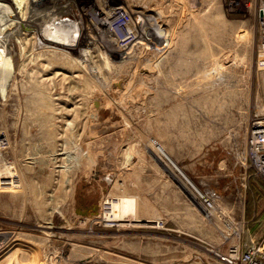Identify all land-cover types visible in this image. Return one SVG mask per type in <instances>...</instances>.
<instances>
[{"label": "rangeland", "instance_id": "rangeland-1", "mask_svg": "<svg viewBox=\"0 0 264 264\" xmlns=\"http://www.w3.org/2000/svg\"><path fill=\"white\" fill-rule=\"evenodd\" d=\"M150 1L142 29L88 26L53 48L12 21L0 42V264H230L231 247L264 242V185L247 160L264 114L258 0ZM21 48L47 66L43 107L18 73ZM185 179L216 191L214 209ZM114 196L156 226L99 224Z\"/></svg>", "mask_w": 264, "mask_h": 264}, {"label": "built area", "instance_id": "built-area-1", "mask_svg": "<svg viewBox=\"0 0 264 264\" xmlns=\"http://www.w3.org/2000/svg\"><path fill=\"white\" fill-rule=\"evenodd\" d=\"M129 3L127 0H121V3L116 4H114V0H0V28L7 29L3 34H0V42H8L12 37L10 31L12 28V11L28 13L27 16H22L24 17L23 20H26V24L33 27H38L40 23L44 22L47 25H75L78 29L77 43L81 29L88 26L98 29L109 27L115 30L131 28L130 15L127 10L141 11L142 5L139 0H131L130 5ZM149 6L150 8L154 7L153 0L150 1ZM108 12H111L113 16H108L106 14ZM146 13L151 16V12L148 11ZM256 17L261 35L258 49L264 60V0H258ZM152 20L153 17L148 19L147 16L143 20L137 19L135 24L139 25V29H142L147 24L149 25ZM33 22H36L37 25L34 26ZM131 29L133 30V27ZM134 34L135 32H133L131 37V35L125 33L124 36L128 35L129 38H133L135 37ZM247 160L255 176L264 185V114L256 116L249 127ZM198 194L205 207L214 209L213 199L217 197L215 190L207 189ZM239 248L240 245L231 247L230 253L227 257L221 256L222 259L230 264H237L238 261L241 264H264V242L259 244L251 242L244 252H241Z\"/></svg>", "mask_w": 264, "mask_h": 264}, {"label": "bare ground", "instance_id": "bare-ground-1", "mask_svg": "<svg viewBox=\"0 0 264 264\" xmlns=\"http://www.w3.org/2000/svg\"><path fill=\"white\" fill-rule=\"evenodd\" d=\"M146 1L147 0H139V2L142 5L141 11H135L133 9L127 10L129 15H130L129 22H130V25L133 27V29L139 28V25L135 24L137 19L143 20L146 17L144 15L145 12L148 10V8H147L148 2H146ZM127 2L128 3L130 2L129 5L131 4V0H127ZM18 13H21V12H18ZM22 14H23L22 16H24V17H25V15L26 16L28 15V13H26V12H23ZM13 16H14V12H12V17ZM24 17H22V20ZM12 21L16 24L15 27L24 28V31H22V32H24V38H26L27 35H29V34H30V39L37 37L36 40L38 41L40 46L43 45L46 47L57 48L59 46L58 44H61L62 46H65V47L73 46L75 44V37L77 34V27L75 25H71V24L69 26L64 25V24L63 25H58V24H52V25L48 24L47 25L44 22L45 24L40 23L38 27H35V29L33 28L30 30L29 28H27V26L29 27L30 25L23 23V22L16 23L13 20V18H12ZM103 21L107 22L106 20H103ZM42 28H44V29H42ZM5 30H7V29L6 28H0V34H3ZM5 35L7 36L6 32H5ZM131 39L133 40V38H129V36L127 35V39L120 38L119 40L122 43H128L131 41ZM126 41H128V42H126ZM19 43H21V42L19 41ZM21 50H22L21 54H20V58H21L20 60L21 61H20L18 73L20 75H22V77L25 76L27 73L29 75H33L35 81H37V83H38V85H35L36 86L35 94L37 93L36 100L39 104V107H43V104L45 102L44 91L46 89L44 90V79L42 78V75L44 74V71L46 70L47 66L42 64V61L44 59L41 56L33 57V55H31L30 52L24 51L22 48H21ZM5 53H6V51L3 49L1 50V48H0V68L1 69L4 68L3 71L0 69V74H2V73L4 74V72H5L4 70L8 71V69H9L8 68L9 63L8 62L5 63V61H4V56H5L4 54ZM83 60L85 61L86 57H84ZM36 65H37V67L34 69L33 67H35ZM27 82L30 83L29 80ZM5 83H7V82H5ZM13 83L15 84V81ZM7 87H8V85H7ZM14 88H16V87L14 86ZM11 89H12V87H11ZM7 91H8V89H7ZM160 154L163 157V159L167 160L166 156L164 154H162V153H160ZM4 164H6V163H4ZM2 165L3 164L0 163V168H2ZM172 166L174 167V165H172ZM177 173L179 174V171H177ZM1 177H3V175H1ZM1 180H4V179L1 178ZM184 181H185V187L189 188V193L191 194L192 200L195 203H197L198 205H200V207L202 209H206V211H207L208 209H207V207H205L202 204V201H201L199 194L195 192L192 185L186 179ZM121 203H122V201L120 200L119 197L114 196V197L104 198V200H102L101 210H100L99 214H97V217L99 218L97 222L99 224H103V225H114V226H131L132 224L135 225V223H132L131 219H129V217L125 216V214L123 213V206ZM146 221H147V223L143 222L144 225H148L151 227L156 226V224L155 225L150 224V223H153L152 219H148Z\"/></svg>", "mask_w": 264, "mask_h": 264}, {"label": "crops", "instance_id": "crops-1", "mask_svg": "<svg viewBox=\"0 0 264 264\" xmlns=\"http://www.w3.org/2000/svg\"><path fill=\"white\" fill-rule=\"evenodd\" d=\"M123 211H124V209H125V203H126V200H125V198L123 199ZM129 209V208H128ZM130 210H133V208L131 207V209ZM132 212V211H131ZM125 213L127 214V216H129V218L131 219V220H133L134 221V223H135V225H131V226H133V227H144V223H142V213H140V215H136V216H130V214H128L126 211H125ZM132 214V213H131ZM142 214V215H141ZM95 216H97V214L95 215ZM146 220H148V219H146ZM146 220H143V221H146ZM137 222V223H136ZM145 226H147V225H145ZM123 227H127V226H123ZM149 227H151V226H149ZM174 264H177V263H174Z\"/></svg>", "mask_w": 264, "mask_h": 264}, {"label": "flooded vegetation", "instance_id": "flooded-vegetation-1", "mask_svg": "<svg viewBox=\"0 0 264 264\" xmlns=\"http://www.w3.org/2000/svg\"><path fill=\"white\" fill-rule=\"evenodd\" d=\"M122 264H127V263L122 262Z\"/></svg>", "mask_w": 264, "mask_h": 264}]
</instances>
